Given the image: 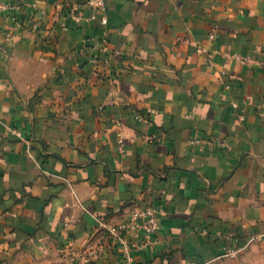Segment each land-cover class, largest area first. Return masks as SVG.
<instances>
[{"label":"crops","instance_id":"0c3cea01","mask_svg":"<svg viewBox=\"0 0 264 264\" xmlns=\"http://www.w3.org/2000/svg\"><path fill=\"white\" fill-rule=\"evenodd\" d=\"M0 5V264H264V0Z\"/></svg>","mask_w":264,"mask_h":264},{"label":"built area","instance_id":"2783aa9c","mask_svg":"<svg viewBox=\"0 0 264 264\" xmlns=\"http://www.w3.org/2000/svg\"><path fill=\"white\" fill-rule=\"evenodd\" d=\"M85 4L91 10V16L89 20L98 21L101 27H105L107 24L106 18H99L98 16V13L105 11V0H85ZM5 8V6L0 5V10H3ZM210 39L213 40L214 37L211 36ZM236 59L240 62L248 61L239 56H236ZM226 89H228V87H226ZM136 120H140V117L136 118ZM116 126H120V124L117 122ZM157 230V211H155L152 207L138 209L132 214L129 222L107 228L111 241L113 242V244L119 246L120 252L126 259L127 264H132L133 261L130 256V244H132V238L135 240L141 233L153 234ZM128 233H131V236H129ZM143 247L145 246L143 245L141 248ZM236 253L238 252H232L230 253V256H235ZM95 255H97V252L95 253ZM83 262L85 264H90L91 260L89 257H87V259L83 260Z\"/></svg>","mask_w":264,"mask_h":264}]
</instances>
